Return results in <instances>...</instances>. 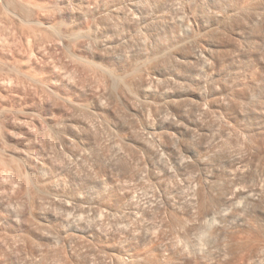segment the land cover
I'll list each match as a JSON object with an SVG mask.
<instances>
[{"label": "rangeland", "instance_id": "374dc122", "mask_svg": "<svg viewBox=\"0 0 264 264\" xmlns=\"http://www.w3.org/2000/svg\"><path fill=\"white\" fill-rule=\"evenodd\" d=\"M131 1L0 0V264H116L113 253L147 250L174 253L177 264H264V144L247 145L226 119L231 112L263 130L264 118L249 104L236 114L210 101L202 107L191 83L212 73L240 85L250 64L264 79V44L244 48L226 32L218 49L206 50L217 57L205 66L204 36L194 38L198 47L186 41L181 63L173 61L159 46L178 34L175 17L190 15L188 1L130 9ZM242 1L202 0L205 22L218 26ZM142 80L151 82L150 106L135 87ZM173 98L186 99L177 125L168 111ZM185 126L203 165L185 158L178 167L150 134L168 132L177 145ZM229 181L243 197L236 209L222 199ZM201 187L225 205L214 217L198 208Z\"/></svg>", "mask_w": 264, "mask_h": 264}, {"label": "bare ground", "instance_id": "6f19581e", "mask_svg": "<svg viewBox=\"0 0 264 264\" xmlns=\"http://www.w3.org/2000/svg\"><path fill=\"white\" fill-rule=\"evenodd\" d=\"M158 1H162V0H133V1H131L130 3V6H133L132 8H130V9H135L136 8V6L137 5H139L140 3H141V5H143V4H145V6L148 4V5H152V6H156V5H158V4H156V3H158ZM166 1H168V0H166ZM184 1V0H183ZM188 2V7L190 8V10H188L189 11V14L191 15H188V16H186V15H182V13L183 12H181V13H178V17L176 16L175 18H178V20H176V22H177V24H176V26L178 25V34L176 35V34H174V35H169V34H167L166 35V38H165V43L163 42L164 41V39H163V41H162V43H164L163 45H160V46H163L164 47V49H161L162 47H160L159 46V48H160V51L162 50V51H166L167 53H165V51H164V53L165 54H167V58L169 57L171 60L173 59V61H177V60H179L180 58H181V56L183 55V53L181 52L182 50V47L184 48V49H186L185 48V45H187L186 43V41H192L194 38L196 39V38H200L201 37V39H202V37H204L205 39H207V42H206V49H205V55H203L202 54V52L199 50V54H202L201 56L199 55V57L201 58V57H203L202 59L203 60H205V66H206V64H207V61H208V56H210V55H208L207 53H206V50L208 51V52H210V50H211V47H213L214 48V46H216L215 45V43L217 42L216 40L218 39L219 40V37L221 36V37H225L226 35H227V33L226 32H228L229 34H234L235 36H237L238 37V39H236L235 37V39L236 40H238V44H241V43H239V41H241L243 44L242 45H246V47H255L256 45H258L259 44V46H261L260 44L261 43H263L264 44V39H263V37H261V35H262V33L264 34V32H263V24H264V0H259V1H252L253 3H251V2H248L247 0H243L242 2H241V4L238 2L237 4H238V6L237 7H235L234 9H231V13H225L226 15H224V14H222V15H224L225 17H223L222 15H220L219 13H217V14H219L220 16H222L223 18H217V19H220V21H219V23H217L218 24V26H214V24H211V25H207V22H205V20H204V13L203 12H206V11H202L203 9H202V7H204V6H202V4H204V3H202V0H187ZM204 1V0H203ZM237 1V0H236ZM136 2H138L139 4H137L136 6H135V3ZM160 2H159V4H160ZM162 2H165V1H162ZM233 2V1H232ZM184 3L186 4V2L184 1ZM183 3V4H184ZM210 3V2H209ZM156 4V5H155ZM208 4V3H207ZM230 4V3H229ZM182 5V4H181ZM187 5V4H186ZM186 5H183L184 7L186 6ZM135 6V7H134ZM182 6V7H183ZM206 6V5H205ZM140 6H138L137 8H139ZM141 7H144V5L143 6H141ZM187 7V6H186ZM207 7V6H206ZM225 7V6H224ZM227 7V6H226ZM136 8V9H137ZM184 9H187V8H184ZM225 9V8H224ZM129 10V9H128ZM171 10H173V9H171ZM181 10H183V8L181 9ZM223 10V9H222ZM179 12V11H177V10H174V11H172V12H174V13H176V12ZM191 11V12H190ZM226 11V10H225ZM129 12V11H128ZM132 12H133V10H132ZM134 12H135V10H134ZM165 12V11H164ZM163 12V13H164ZM169 12V11H168ZM185 12V11H184ZM224 12V11H223ZM130 13H131V11H130ZM166 13V12H165ZM171 13V12H170ZM177 14V13H176ZM184 14V13H183ZM216 14V15H217ZM164 15L165 14H162L161 16H159L158 18H164ZM175 15V14H174ZM208 15V14H207ZM215 15V16H216ZM165 16H168L167 14L165 15ZM210 17H214V15L213 16H210ZM210 17H208V18H210ZM217 17H219V16H217ZM158 18H156V21L155 22H157L159 19ZM168 18V17H167ZM206 19H207V17H205ZM158 19V20H157ZM161 19V20H162ZM216 19V20H217ZM164 21L165 20H167V19H163ZM215 20V19H214ZM215 20V21H216ZM165 23V22H164ZM168 23V22H167ZM154 24V23H153ZM159 24V22L157 23V25ZM210 24V23H209ZM156 25V24H155ZM154 25V26H155ZM156 25V26H157ZM226 27L229 29V30H227L226 29ZM175 29H177V27L175 28ZM173 30V29H172ZM175 31V30H174ZM170 32H172L171 30L169 31V33ZM165 33V32H164ZM177 33V32H176ZM224 34H226V35H224ZM231 35V36H232ZM228 36H230V35H228ZM227 36V37H228ZM263 36V35H262ZM164 37V36H163ZM162 37V38H163ZM181 37H182V39H181ZM161 38V39H162ZM203 38V39H204ZM217 38V39H216ZM181 39V40H180ZM195 39H194V41H195ZM198 39H196L197 41H200V40H198ZM202 39V40H203ZM205 39H204V41H205ZM188 41V42H189ZM189 42V44L191 45L192 44V42H193V44H194V41H192V42ZM203 41V42H204ZM231 41V40H230ZM196 42V41H195ZM197 43V44H196ZM195 43V45H196V47H198V45L200 44V42H196ZM199 43V44H198ZM228 43V42H227ZM232 43V42H231ZM205 44V43H204ZM218 44V43H217ZM245 45H244V48H246L245 47ZM192 46V45H191ZM201 46V45H200ZM219 46V45H218ZM220 46H221V44H220ZM241 46V45H240ZM264 45H262V47H263ZM189 47V46H188ZM194 47V46H193ZM202 47H203V45H202ZM242 47V46H241ZM256 47H258V46H256ZM216 48H217V46H216ZM214 49L213 50V52L214 51H216V52H214L215 54L217 53V55H218V53L220 52V51H218L217 49ZM220 48V47H219ZM222 48V47H221ZM220 48V49H221ZM237 48V47H236ZM239 48V47H238ZM251 48V49H252ZM264 48V47H263ZM263 48H261V49H263ZM158 49V48H157ZM192 49H194V48H192ZM199 49V48H198ZM203 49H204V47H203ZM225 49V48H224ZM233 49V48H232ZM223 50V49H222ZM227 50V49H226ZM161 51V52H162ZM187 51V50H186ZM189 51V50H188ZM218 51V52H217ZM247 51V50H246ZM252 51H254V50H252ZM261 51V50H260ZM159 52V51H158ZM180 52L182 53V55L180 54ZM195 52V51H194ZM198 52V51H197ZM213 52H211V53H213ZM230 52V51H229ZM258 52H259V50H258ZM160 53V52H159ZM163 53V52H162ZM162 53H161V56L160 57H162ZM163 53V54H164ZM263 53V52H262ZM260 54V53H259ZM160 55V54H159ZM223 55V54H222ZM163 56H165V55H163ZM216 56V55H215ZM219 56V55H218ZM159 57V56H158ZM198 57V56H197ZM198 57V58H199ZM214 56H210V58L211 59H215L216 60V57L215 58H213ZM163 58V57H162ZM166 58V57H165ZM196 58V57H195ZM197 58V60L196 61H198L199 59ZM219 58V57H218ZM202 59L200 60V61H202ZM168 60V59H167ZM207 60V61H206ZM189 61V60H188ZM211 61V60H210ZM214 61V60H213ZM164 62H165V60H164ZM177 62H180V61H177ZM203 62V61H202ZM239 62V61H238ZM181 63V62H180ZM189 63V62H188ZM211 63V62H210ZM170 64V63H169ZM187 64V63H186ZM192 65V64H191ZM200 65V64H199ZM202 65V64H201ZM213 65H214V63H213ZM248 65V64H247ZM186 66V65H185ZM227 66V65H226ZM234 66H235V64H234ZM195 67V66H194ZM202 67V66H201ZM223 67V66H222ZM247 68H245L246 70L244 71V73L241 75V80H242V83L239 85H234L233 84V82H232V80H230V79H228V77H227V82H226V84L224 83H222L221 81H220V77H218V76H216L215 74H212L211 72V76L209 77V79H203V80H205L203 83H202V81L203 80H200V79H202V78H200V77H198L197 76V74H196V76H192L193 78H191V83L193 82L194 83V81H196V82H201L202 84L201 85H203V86H201L200 84H198V83H194V84H196L197 85V87H198V89H199V91H196L197 92V94L195 93V99H197V102L200 104V105H202V107H203V104H207L209 101H210V105H211V103H214V104H216V106L218 107V106H228V107H230V109L231 110H234V108L236 107V106H240V105H245V104H249L250 105V107L249 108H252L251 110H253V112H254V114H258L259 116H261L262 118H264V79L262 78V74H261V72H260V69L256 66V65H254V64H250V65H248V66H246ZM261 67V66H260ZM220 68V67H219ZM226 68V67H225ZM231 68V67H230ZM210 69V68H209ZM233 69V68H232ZM239 69V68H238ZM187 70V69H186ZM202 71H204V70H202ZM207 71H209L208 69H207ZM242 71V70H241ZM263 71V70H262ZM178 72V71H177ZM185 72V71H184ZM183 72V73H184ZM233 72V71H232ZM237 72V71H236ZM264 72V71H263ZM205 73V72H204ZM209 73V72H208ZM209 73V74H210ZM230 73V72H229ZM235 73V72H234ZM190 74V73H189ZM225 74V73H224ZM237 74V73H236ZM228 75V74H227ZM238 75V74H237ZM204 76V75H203ZM206 76H208V75H206ZM205 76V77H206ZM234 76H236V75H234ZM204 77V78H205ZM264 77V76H263ZM200 78V79H199ZM230 78V77H229ZM239 80V79H238ZM240 80V81H241ZM139 82V84H138V87L137 86H135L136 87V89L138 88L139 89V91H138V93H139V96L142 98L141 100H143L144 99V101L146 102H144L143 104H148L149 106H150V103H151V101H149L150 103H148L147 102V100H151L150 99V95H149V90H151V93L153 92L152 91V88H149L150 87V83L149 82H147V83H149V86H148V84L146 83V81H144V80H142V81H138ZM137 82V83H138ZM221 82V83H220ZM131 83V82H130ZM129 83V84H130ZM137 83H135V85L137 84ZM179 83V82H178ZM158 84V83H157ZM193 84V85H194ZM228 84H231V85H228ZM124 85V84H123ZM152 85V84H151ZM160 85V84H159ZM186 85V84H185ZM200 85V86H199ZM219 85V86H218ZM230 86V88H228V86ZM130 86V85H129ZM134 86V85H133ZM184 86V85H183ZM126 88H127V86H125ZM124 87V88H125ZM134 87V88H135ZM202 87H204L203 89L205 90V88L207 89V95L205 94H202L201 92L203 91V89H202ZM129 88V87H128ZM198 89H196V90H198ZM201 89H202V91H201ZM244 89H246V91L248 90L250 93L248 94V93H246V91L244 90ZM127 90V89H126ZM184 90H185V88H184ZM186 90H189V89H187L186 88ZM195 90V89H194ZM124 91V90H123ZM201 91V92H200ZM132 92V91H131ZM184 92V91H183ZM204 92V91H203ZM154 93V92H153ZM156 93V92H155ZM127 94V93H126ZM187 94V93H186ZM191 94H193L194 95V92L193 93H191ZM152 95V94H151ZM164 95V94H163ZM182 95V94H181ZM135 96V95H134ZM184 96V95H183ZM152 97V96H151ZM178 97V96H177ZM186 97V96H185ZM184 97V98H185ZM133 98H135V97H133ZM165 98V97H164ZM153 99V98H152ZM183 99V98H182ZM195 99H194V101H195ZM171 100V99H170ZM174 100V98L172 99V102H171V107H170V109L171 110H168V111H170V113H171V111H172V113H171V115L173 114V116H174V118H172L171 119V122H170V124H172V125H175L176 123L178 124V121L176 120V117H179L180 116V112H181V110H185V107H186V105H184L185 104V101H186V99H184L185 101H181L180 99V101L182 102H180L179 100H178V104H182V106H179L178 104H176V102H177V99H176V101H173ZM188 101H189V99H187ZM191 101V100H190ZM193 101V100H192ZM191 101V102H192ZM153 102V101H152ZM180 102V103H179ZM190 102V103H191ZM196 102V101H195ZM140 103H141V101H140ZM166 103H168V102H166ZM197 104V103H196ZM213 104V105H214ZM153 105V104H152ZM169 105H170V102H169ZM183 105H184V108H183ZM199 105V106H200ZM204 105V106H205ZM156 106V105H155ZM197 106H198V104H197ZM198 106V107H199ZM215 106V107H216ZM152 107V106H151ZM154 107V106H153ZM157 107V106H156ZM163 107V106H162ZM168 107V106H167ZM166 107V108H167ZM189 107V106H188ZM192 107V106H191ZM191 107L190 108H188V110L190 109L191 110ZM144 108H146V110H147V105H146V107H145V105H144ZM165 108V107H164ZM169 108V107H168ZM181 108H183V109H181ZM194 109H196L195 107H193ZM200 108V107H199ZM205 108V107H204ZM240 108V107H239ZM245 108H248V107H246L245 106ZM248 108V109H249ZM149 109V108H148ZM151 109H153V108H151ZM154 109H156V108H154ZM153 109V110H154ZM160 109V108H159ZM222 109V108H221ZM226 109V108H225ZM236 109H237V107H236ZM189 110V111H190ZM227 110V109H226ZM238 110V109H237ZM240 110H241V108H240ZM239 110V111H240ZM244 110V109H243ZM194 110H191L190 112H193ZM199 111H200V109H199ZM234 111H236V110H234ZM189 112V113H190ZM224 112H226V111H224ZM229 111H227V113H228ZM233 112V111H232ZM252 112V111H251ZM180 113V114H179ZM185 113V111H182V115ZM231 113V112H230ZM230 113H228L229 115L227 116V118L226 119H228V124H229V126L232 128V130L231 131H233V129L235 130V131H238V133H236L237 135H240L239 134V132H241V135H243V137H241L242 138V140L241 141H243V140H245V142L247 143V145H250V146H254L255 148L256 147H260V146H262V144H264V126H263V130H262V128L261 127H258V128H254V127H252L250 124H249V122L251 121H249L248 122V124L250 125H245V126H243V125H241V123L239 124L238 123V121L239 120H237L236 118H238V117H236V118H234L233 117V115H232V113L230 114ZM234 113V112H233ZM237 113V111L235 112V114ZM249 113V115H250V112H248ZM239 114V113H238ZM247 114V113H246ZM224 115V114H223ZM227 115V114H226ZM255 115V116H256ZM257 115V116H258ZM181 117V116H180ZM183 117H185V116H183ZM252 117V116H251ZM250 117V118H251ZM255 118V117H254ZM260 118V117H259ZM181 120H183V118L181 119ZM261 120V119H260ZM177 121V122H176ZM226 121V120H225ZM180 122V121H179ZM226 122V123H227ZM176 124V125H177ZM178 127V126H177ZM183 127V126H182ZM175 128V127H174ZM180 128V127H179ZM262 130H260V129ZM182 129V130H181ZM178 132L176 131V133L179 135V137H177V139L179 140V142H177L178 140L177 139H175L174 138V141L175 140H177L176 142L178 143L177 145L175 144V143H173V137L170 135V134H168V132H167V134H163L162 132H161V130L158 132V130L157 129H151V131H150V134H153V135H156V137H158V138H156V137H154L153 136V138H155V140L156 141H160L161 140V144H162V147H163V150H164V152H166V153H168L170 156H171V158L174 160V161H176L177 162V165H178V167H180L183 163H185V158H190V159H193L194 160V162L197 164V165H203V163H204V157H201V156H196V152H195V150L191 147V145H189L188 144V142H190V141H192V140H188V139H191L190 137H189V133L190 134H192V132H188V129L190 130L191 128H190V126H188V128L185 126V129H183V128H181ZM230 129V128H229ZM260 131H259V130ZM174 130V129H173ZM194 131H196L195 129H193ZM192 131V130H191ZM193 131V132H194ZM161 132V133H160ZM171 133V132H170ZM176 134V135H177ZM195 134H197V132L195 133ZM173 135V134H172ZM194 136V135H193ZM236 137H238V136H236ZM235 137V138H236ZM152 138V139H153ZM157 139H160V140H157ZM237 139V138H236ZM188 140V141H187ZM237 140H239V139H237ZM150 142V141H149ZM153 142V141H152ZM238 142V141H237ZM245 142H244V144H245ZM152 144V143H151ZM160 144V143H159ZM174 145V146H173ZM176 145V146H175ZM196 145V144H195ZM193 146H194V143H193ZM254 147H252V148H254ZM163 150H162V152H163ZM78 156V155H77ZM160 157H162V155L160 156ZM81 158V157H80ZM160 159H162V158H160ZM163 160V159H162ZM161 160V161H162ZM187 165H184L183 167H181V168H185V169H183V170H186L187 168ZM210 187H214V185H210ZM214 192H211V190L208 188V187H201L198 191H197V201H196V203H197V205H198V208L202 211V213L205 215V217H214V209L216 210H220V209H223L224 208V203H221V201L218 199V198H213V197H211V194H213ZM248 194L246 195V194H244V195H246L245 197H244V199H246V200H248L249 202H251V201H253L254 199H255V196H254V194H253V192L252 191H248L247 192ZM114 194V193H113ZM243 195V196H244ZM117 196V195H116ZM112 197V196H111ZM110 197V198H111ZM222 199L224 200V201H226V203H228V204H230L231 206H234V208L236 209V208H238L240 205H241V202L239 201L240 199H243V197H239V192H238V190H237V188L235 187V185H234V183L232 182V181H229L228 182V188H227V190H226V192L222 195ZM107 198H109V197H107ZM103 200V199H102ZM214 200L215 201H217V205L216 206H214L213 205V203H214ZM130 201V200H129ZM110 205V204H109ZM143 212V211H142ZM223 215V217H222V220H224V219H226V216H227V213H224V214H222ZM134 217H136V216H134ZM234 218V220H236V221H238L239 220V217L238 216H234L233 217ZM115 226V225H114ZM115 228V227H114ZM142 230V229H141ZM179 240H181V239H179ZM231 240V243L232 244H235V243H237L239 240L238 239H230ZM259 240V239H258ZM169 241H170V239H169ZM182 241H183V239H182ZM170 244V243H169ZM176 248V247H175ZM199 249H200V247H199ZM204 249V248H203ZM201 250V249H200ZM173 251V250H172ZM176 253H178V252H176ZM159 253H153V250L151 251V250H147V251H142V252H126V254L125 253H123V252H116V253H113V256H114V259H115V262H116V264H177L176 263V257H175V255H174V253H165V255L164 254H162V255H164V256H160V254L158 255ZM173 254V255H172ZM180 256H181V254H179ZM178 255V256H179ZM125 256H126V258H125Z\"/></svg>", "mask_w": 264, "mask_h": 264}]
</instances>
